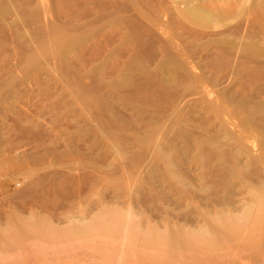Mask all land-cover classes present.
<instances>
[{
	"label": "rangeland",
	"instance_id": "rangeland-1",
	"mask_svg": "<svg viewBox=\"0 0 264 264\" xmlns=\"http://www.w3.org/2000/svg\"><path fill=\"white\" fill-rule=\"evenodd\" d=\"M141 1L0 0V264H264V54L161 71L140 40L152 16L185 36L189 4L226 16L202 37H264V0ZM222 220L206 263L147 241Z\"/></svg>",
	"mask_w": 264,
	"mask_h": 264
},
{
	"label": "bare ground",
	"instance_id": "bare-ground-1",
	"mask_svg": "<svg viewBox=\"0 0 264 264\" xmlns=\"http://www.w3.org/2000/svg\"><path fill=\"white\" fill-rule=\"evenodd\" d=\"M115 1V0H114ZM117 1V0H116ZM120 1V0H119ZM132 1V0H131ZM146 1H148V0H146ZM167 1V0H166ZM225 1V0H224ZM243 1V0H242ZM252 1V0H251ZM255 1V0H254ZM124 2H126V1H124ZM138 2V1H137ZM136 2V3H137ZM141 2H143V0L141 1ZM154 2V1H153ZM156 2V1H155ZM154 2V3H155ZM213 2V1H212ZM250 2V1H249ZM101 3V2H100ZM118 3V2H117ZM127 3V2H126ZM130 3V2H129ZM129 3H128V5H129ZM138 3H140V2H138ZM144 3V2H143ZM146 3H148V2H146ZM176 3V2H175ZM224 3V2H223ZM237 3V2H236ZM239 3V2H238ZM242 3V2H241ZM245 3H247L248 4V0H246V1H244V3L242 4V5H240V6H242V8H241V10H243V9H245L246 7H248ZM255 3H257V1L255 2ZM120 4V3H119ZM119 4H118V6H119ZM145 4V3H144ZM161 4V3H160ZM252 4H254V3H252ZM258 4V3H257ZM115 5V4H114ZM138 5V4H137ZM153 5V7H155L154 6V4H152ZM157 5V4H156ZM163 4H161V6H162ZM236 5V4H235ZM238 5V4H237ZM256 5V4H255ZM254 5V6H255ZM127 6V5H126ZM146 6V5H145ZM211 6V5H210ZM239 6V5H238ZM249 6H251V2H250V5ZM256 6H259V5H256ZM121 8H122V6H120ZM128 7V6H127ZM143 8V6L142 5H140V8ZM148 7H150V4H149V6ZM152 7V6H151ZM153 7H152V10H153ZM157 7V6H156ZM172 7V6H171ZM225 7V6H224ZM114 8V7H113ZM118 8V7H117ZM120 8V9H121ZM141 8V9H142ZM146 8V7H145ZM168 8V7H167ZM173 8V7H172ZM228 8V7H227ZM239 7H237L236 9H238ZM252 8H254L253 6H252ZM257 8H259V7H257ZM257 8H254V9H257ZM130 9V8H129ZM132 9V8H131ZM137 9V8H136ZM160 9H162V8H160ZM163 9H166L165 7L163 8ZM169 9V8H168ZM250 10L251 8L250 7H248L247 8V10ZM118 10V9H117ZM125 10V9H124ZM122 11V12H125V11ZM138 10V9H137ZM140 10V9H139ZM157 10V9H156ZM155 10V11H156ZM171 10V9H170ZM217 10V9H216ZM239 10H240V8L238 9V11L236 12V14L238 13V15H239V13L240 14H242V13H244L243 11H241L240 10V12H239ZM246 10V9H245ZM261 10V9H260ZM120 11V10H119ZM141 11V13H142V15H143V19H144V17H145V21H149V20H151V19H153V20H151L150 22H151V25H149L148 23V26H146V29H145V31L144 32H142V34H141V36H140V40L141 41H143L142 39H144V40H146V41H149V43L151 44V46H153V49H154V53H152L151 55L153 56V59L152 58H149V59H147V61L149 62L150 60H151V64H153L154 66H153V68H155L156 70H161V71H163V70H197V65L198 64H196V62L197 61H194V58H195V56L197 55V53H202V54H204V55H202V57L203 56H205V54H209L208 56L209 57H211V55H215V56H219V55H228V56H225V57H229V56H231L232 58H230L231 60H232V63H233V65L234 64H236L235 62H236V60L235 59H238V61H239V57H241V59H242V61H244L243 60V56L242 55H245L244 57V59H247V55L248 56H250L249 54H251V60H252V58H254V56H255V59H253V60H255V62H256V60H259L258 59V57H261V56H263V51H264V37H261L262 36V33H260V31H262V30H260V27L261 26H259V29L257 30V31H255V30H251V25H250V23L248 22V20H246L245 22L246 23H237V24H232L231 22V24L232 25H227V28L225 27V29L224 30H222V31H224L223 32V34L225 33V32H227V34L225 33V35L224 36H222V35H220V37H217V36H219V35H217L216 37H215V35H214V38H210V37H213V36H211L212 35V33L213 32H215L216 34H220L221 33V31L220 30H218L217 32L216 31H212V33H210L211 32V30L210 31H206L205 32V34L206 33H208V34H204L205 35V37H209L208 38V40H206V38L204 37V39H205V41L203 40L202 42L200 41V42H198L201 38L203 39V37L201 36V35H203V30L205 29V28H208L209 27V25H208V23H213V21H212V19H214V20H218L220 17H223L222 15L223 14H219V16H218V13H219V11H218V13H216V11H213V9H208V8H205V7H203V6H201V5H195V4H189V5H187L186 7H185V15H187V17H189L190 18V20H189V23H187V25L189 26L188 28H187V26L185 25V28H183V29H186L185 31H188V33H189V35L188 36H186V34H188L187 32L186 33H184L185 34V36H182V34H178V30L176 29V31L172 28V30H170L171 28H169V27H171L169 24L170 23H172L169 19V23H168V20H164V21H159L158 20V18H156L155 19V17L154 16H152V18L151 19H147L146 18V16L147 15H153L154 13H155V11H153L154 13H151V14H149L148 13V11H147V8H146V11H147V15H145L146 13H143L142 12V10H140ZM140 11H138V12H140ZM143 11H144V8H143ZM146 11H144V12H146ZM224 11H227V10H225L224 9ZM223 11V12H224ZM121 12V11H120ZM130 12H131V10H130ZM129 12V13H130ZM137 12V11H136ZM138 12L137 13H135V15H137L138 14ZM159 12V11H158ZM162 13H163V11H161ZM167 12V11H166ZM178 12V11H177ZM222 12V13H223ZM228 12V14H229V11H227ZM246 12V11H245ZM259 12V11H258ZM116 13V12H115ZM119 13V12H118ZM117 13V14H118ZM134 13V12H133ZM170 13H172V11H170ZM179 13V12H178ZM225 13V12H224ZM263 13V12H262ZM121 14V13H120ZM157 15H155V16H158V13H156ZM168 14V13H167ZM177 14V13H176ZM225 14H227V13H225ZM131 16H132V14H130ZM129 15V16H130ZM134 15V14H133ZM145 15V16H144ZM159 15H160V12H159ZM221 15V16H220ZM235 15V14H234ZM243 15V14H242ZM241 15V16H242ZM109 16V18L110 17H112V16H110V15H108ZM126 16V15H125ZM128 16V15H127ZM128 16V17H129ZM160 16H162V15H160ZM167 16V15H166ZM127 17V18H128ZM136 17H138L139 18V20L138 21H141L142 19H140L141 18V16H133L132 18L133 19H136ZM147 17H149V16H147ZM151 17V16H150ZM163 17H165V16H163ZM214 17V18H213ZM216 17H219V18H217L216 19ZM225 17L226 16H224L222 19L223 20H225L226 21V19H225ZM117 18V17H116ZM119 18V17H118ZM130 18V17H129ZM173 18V17H172ZM179 18V17H178ZM258 18H259V16H258ZM258 18H254L255 20L257 19V22L259 21L258 20ZM99 19V18H98ZM120 19V18H119ZM132 19V20H133ZM161 19V18H160ZM164 19V18H163ZM228 19V18H227ZM126 20V19H125ZM143 20V23L145 22ZM188 20L186 21V22H188ZM261 20H263V19H261ZM119 21V20H118ZM173 21V20H172ZM182 21V20H181ZM230 21V20H229ZM232 22H234L233 20H231ZM242 21V20H241ZM120 22V21H119ZM123 22H127V20L126 21H123ZM132 22V21H131ZM178 22V21H177ZM185 22V23H186ZM214 22H216V21H214ZM218 22H220L221 24H222V22H221V20L219 21L218 20ZM224 22V21H223ZM227 22V21H226ZM226 22H224V23H226ZM250 22H252L251 20H250ZM112 23V22H111ZM136 23V22H135ZM252 23H254V22H252ZM259 23V22H258ZM257 23V24H258ZM124 24V23H123ZM128 24V23H127ZM130 24V23H129ZM128 24V25H129ZM146 24V25H147ZM204 24H206L207 26H205V28H204ZM216 24V26H218V24L217 23H213V25L211 24V26L212 27H214V25ZM221 24H219V27L218 28H222L223 26H225V25H223V26H220ZM228 24V23H227ZM255 24V23H254ZM108 25V24H107ZM141 25V24H140ZM182 25H183V23H182ZM181 25V26H182ZM137 26H138V24H137ZM143 26V25H142ZM184 26V25H183ZM210 26V27H211ZM103 27V26H102ZM106 27V26H105ZM108 27V26H107ZM134 27V26H133ZM130 28V27H129ZM175 28V27H174ZM203 28V29H202ZM217 28V29H218ZM132 29V28H131ZM180 29V28H179ZM212 29V28H211ZM214 30L216 29V27L215 28H213ZM136 30V29H135ZM140 30V29H139ZM175 31V32H173L172 33V31ZM260 30V31H259ZM123 31V30H122ZM132 31V30H131ZM134 31V30H133ZM133 31H132V33L131 34H134L133 33ZM142 31V30H141ZM258 31H259V36H258ZM134 32H136V31H134ZM140 32V31H139ZM176 32H177V34H176ZM124 33V32H123ZM122 33V37H123V34ZM126 33V32H125ZM141 33V32H140ZM214 33V34H215ZM121 34V33H120ZM130 34V35H131ZM222 34V33H221ZM128 35L129 34H127L126 36L128 37ZM136 36H134V37H136L137 38V34H135ZM179 35V36H178ZM208 35V36H207ZM210 35V36H209ZM261 35V36H260ZM125 36V38H127ZM132 36V35H131ZM201 38H200V37ZM264 36V35H263ZM136 38H133V41L136 39ZM200 38V39H199ZM122 39V38H121ZM129 39V38H128ZM127 39V40H128ZM199 39V40H198ZM201 39V40H202ZM138 40V39H137ZM129 41V40H128ZM132 41V44H130V45H133L135 42H133ZM139 41V40H138ZM137 41V42H138ZM140 42V41H139ZM127 43H130V42H127ZM145 43V41L143 42V44ZM127 45V44H126ZM137 45V44H136ZM136 45H135V47H136ZM142 45V44H141ZM134 46V45H133ZM139 46H140V44H139ZM142 46H147V44L146 45H142ZM150 46V45H149ZM210 46V47H209ZM132 47V46H131ZM131 47H129V48H131ZM135 47H133V48H135ZM208 49H207V48ZM128 48V49H129ZM137 48V47H136ZM150 48V50H151V47H149ZM132 50H134V49H132ZM131 50V51H132ZM144 50H146V48L144 49ZM143 50V51H144ZM149 49H147L146 51H148ZM149 50V51H150ZM122 51V50H121ZM148 51V52H149ZM133 52V51H132ZM150 52H152V50L150 51ZM149 52V53H150ZM134 54H132L133 56H132V58H134L135 57V55L137 54V53H140L141 54V50H140V52H137L136 51V54H135V52H133ZM142 53H144V52H142ZM148 53V54H149ZM139 54V55H140ZM150 55V54H149ZM252 55H253V57H252ZM198 56V55H197ZM258 56V57H257ZM257 57V58H256ZM138 58V57H137ZM205 58V57H204ZM207 58V57H206ZM205 58V59H206ZM135 59V58H134ZM140 59V58H139ZM204 59V60H205ZM207 59H210V58H207ZM206 59V60H207ZM216 59L218 60V58L216 57ZM141 60V59H140ZM249 60V59H248ZM248 60H247V62H245L246 63V65H247V63H248ZM251 60H249L250 61V63H251V65H253V60L251 61ZM136 61V60H135ZM134 61V63H137V62H135ZM143 61V60H142ZM141 61V62H142ZM146 61V60H145ZM146 61V62H147ZM202 61H203V58H202ZM220 61H222L221 60V58H220ZM219 61V62H220ZM227 61H228V58H227ZM147 62V63H148ZM214 63L216 62V60H214L213 61ZM223 62V61H222ZM260 62V61H259ZM144 63V62H143ZM146 63V64H147ZM201 63V62H200ZM206 64L208 63V61L207 62H205ZM210 63H211V61H210ZM250 63H248V65L250 64ZM129 64H131V63H128V65ZM142 64V63H141ZM145 64V63H144ZM145 64V65H146ZM202 64H204V63H202ZM216 64L218 65V63L216 62ZM219 64H221V63H219ZM138 65V64H137ZM136 65V66H137ZM208 65H209V63L207 64V67H208ZM213 65H215V64H211L210 66L212 67ZM240 65V64H239ZM238 65V66H239ZM250 65V66H251ZM134 66V65H133ZM143 66V65H142ZM149 65L147 64V66L146 67H148ZM210 66H209V68H210ZM216 66V65H215ZM222 66V65H221ZM227 66V65H226ZM236 66V65H235ZM238 66L236 67L237 69H239L240 68V66H241V68H245V66H243L242 64L239 66V68H238ZM243 66V67H242ZM254 66V65H253ZM138 67V66H137ZM141 67V66H140ZM145 67V66H144ZM201 67H204V66H202L201 65ZM214 67V66H213ZM227 67H229V65L227 66ZM246 68H248V67H246ZM256 68H257V66H256ZM176 178V177H175ZM111 213V212H110ZM116 214V213H115ZM119 214V213H118ZM123 214V213H122ZM226 214V213H225ZM227 215V214H226ZM119 216V215H118ZM132 216V215H131ZM216 216V215H215ZM218 216V215H217ZM225 216V215H224ZM229 216V215H228ZM249 216V215H248ZM116 217V216H115ZM220 217V216H219ZM218 217V218H219ZM230 217V216H229ZM250 217V216H249ZM249 217H248V220H250L249 219ZM211 218V217H210ZM216 218V217H215ZM226 218H228L227 216H226ZM250 218H253L252 216L250 217ZM120 219V218H119ZM235 219H236V217H235ZM234 219V220H235ZM242 219V218H241ZM176 220V219H175ZM213 220H214V218H213ZM212 220V221H213ZM217 220V219H216ZM215 220V221H216ZM233 220V221H234ZM238 220V219H237ZM133 221V220H132ZM228 221H229V218H228ZM231 221V220H230ZM240 221V220H239ZM243 221H244V219H243ZM97 223H98V221H97ZM167 223H168V221H167ZM217 223H218V221H217ZM236 223H238V221H236ZM93 224V223H92ZM212 224V223H211ZM216 224V223H215ZM233 224V223H232ZM232 224H230V223H227V222H225L224 220H222L219 224H217V225H209L208 226V228H204V229H208V231L207 232H210V234L209 235H207V234H202V233H196V230L197 229H193V230H195V233L194 232H192V233H190V232H187V231H184V232H182V231H178L177 233H175V234H173V235H171V234H168V235H162V234H159V233H156V232H150L149 233V235H147L148 236V239H147V241H149V243H150V245L151 246H154L155 248H156V246L158 245V244H164L165 243V245H167V246H177V247H179V248H191L190 250H192L193 251V254L195 253L194 251L196 250V249H198V252L200 251L199 250V248H201L202 250H204V249H207V251H208V253H206V254H203L202 255V252H201V256H199L198 255V257H195L196 259H198V260H200L201 261V263H206V262H208L209 260H207V259H209V258H211V256H214V254H212L211 256L210 255H208L210 252H214V253H216L215 251H211V250H213V249H218L217 247L219 246V237H220V235H222V237L223 236H230L231 234H235L236 232L237 233H239L238 231L240 230V228H239V230H238V227H237V229H236V227H233V225ZM235 224V223H234ZM244 224V223H243ZM88 225V224H87ZM235 225H237V224H235ZM89 226V225H88ZM239 226H240V224H239ZM103 227V226H102ZM207 227V226H206ZM243 227V226H242ZM200 228V227H199ZM245 228V227H244ZM90 229V228H89ZM202 229H203V227H202ZM170 230V229H169ZM193 230H191V231H193ZM244 231H245V229H243ZM202 231V230H201ZM163 233V232H162ZM206 233V232H205ZM216 234L215 236H214V234ZM148 234V233H147ZM164 234V233H163ZM213 234V235H212ZM240 234V233H239ZM222 237H220V238H222ZM235 237V236H234ZM230 238V237H229ZM146 245V244H145ZM156 245V246H155ZM159 246V245H158ZM178 248V249H179ZM193 249H195V250H193ZM190 253V252H189ZM200 253V252H199ZM185 254V253H184ZM192 254V255H193ZM195 256H197L196 255V253L194 254ZM218 255V254H217ZM186 256V255H185ZM191 256V255H190ZM251 257V256H250ZM192 258V257H191ZM197 260V262H199ZM196 261V260H195Z\"/></svg>",
	"mask_w": 264,
	"mask_h": 264
}]
</instances>
